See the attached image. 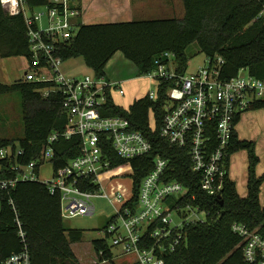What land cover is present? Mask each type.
Segmentation results:
<instances>
[{"label": "built area", "instance_id": "obj_1", "mask_svg": "<svg viewBox=\"0 0 264 264\" xmlns=\"http://www.w3.org/2000/svg\"><path fill=\"white\" fill-rule=\"evenodd\" d=\"M48 1L51 6L32 10L24 0H0V5L9 15H23L30 54L21 79L42 83L38 89L42 97L59 95L66 122L61 131L47 136L38 161L17 163L14 159L20 150L0 147V192L17 180L42 181L51 193L59 192L63 218L91 215L93 199H106L113 211L100 230V239L111 256L126 254L133 256L136 264H164L163 255L184 241L185 226L205 221L206 213L191 204L185 186L167 179L168 160L161 156L153 158L151 169L134 187V171L128 160L148 154L151 144L126 117L107 114L111 91L123 95L121 81L93 73L81 77L64 74L56 50L59 43L75 34L80 8L77 0ZM223 62L220 56H204L202 64L189 72L187 63L182 66L172 52L164 51L153 58L151 69L141 74L155 83V90L146 93L151 101L157 99L163 84L159 136L186 152L199 188L209 196H218L223 187L236 117L252 104L264 102V78L249 74L246 68L225 78ZM71 136L79 137L78 154L52 169L48 179H42L40 174L53 155L54 142ZM114 158L124 162L114 165ZM6 171L13 177L5 176ZM9 204L21 247L1 264H30L25 231L12 200ZM231 230L241 238L243 260L264 264V236L237 222L231 224Z\"/></svg>", "mask_w": 264, "mask_h": 264}, {"label": "trees", "instance_id": "obj_2", "mask_svg": "<svg viewBox=\"0 0 264 264\" xmlns=\"http://www.w3.org/2000/svg\"><path fill=\"white\" fill-rule=\"evenodd\" d=\"M24 3L30 10L52 5L48 0H24ZM181 3V17L78 22L75 34L59 43L56 53L62 61L80 57L91 73L103 76L105 64L119 51L136 65L138 75H141L151 69L153 58L164 51L172 52L183 66L190 59L187 47L195 43L204 56L223 59L225 78L233 76L239 68L264 78V0H181ZM26 32L23 15H9L0 5V58L23 56L28 60ZM40 87H43L42 83L21 78L10 84L0 82V94L19 93L22 136L17 139V147L13 139L0 138V147L20 150L21 154L14 159L20 164L38 161L47 136L52 131H61L66 122L59 95L42 97L38 91ZM163 98L162 84L155 101L145 95L122 108L108 97L106 107L107 114L126 117L132 128L143 133L151 144L148 154L128 160L134 171V187L151 169L153 158L161 156L168 160L167 179L185 186L191 204L198 205L206 213L205 221L185 226L184 241L163 255L164 264H248L242 257L241 238L231 230V224L241 223L264 236V206L259 202L264 172H255L258 162L255 142L237 137L234 130L227 147L228 156L241 150L246 152L245 196L237 193L227 174L219 195L209 196L199 188V178L190 170L186 152L159 136ZM263 106L264 102L259 101L247 109ZM149 113L153 128L148 123ZM238 119L236 117L234 124ZM78 151V136L59 138L53 144V155L46 162L52 169H57ZM228 161L227 158L226 170ZM122 162L114 158V165ZM1 163L5 165L6 161L1 160ZM5 176L13 177V173L6 171ZM9 200H12L25 231L30 264H78L70 244L80 241L83 231L64 227L59 192L51 193L46 183L39 180H17L13 187L0 192V264L21 247ZM91 244L100 264H114V261L136 264L130 255L111 256L100 238L93 239ZM99 250L101 255H98Z\"/></svg>", "mask_w": 264, "mask_h": 264}, {"label": "rangeland", "instance_id": "obj_3", "mask_svg": "<svg viewBox=\"0 0 264 264\" xmlns=\"http://www.w3.org/2000/svg\"><path fill=\"white\" fill-rule=\"evenodd\" d=\"M101 17H92L91 22H108L106 20H113L111 15L104 11L101 13ZM166 14L168 16L181 17L183 15V6L181 0H171V10L167 9ZM97 15V14H96ZM161 17L158 15L149 14H137L133 15L129 19H139V18H157ZM186 53L190 56L187 62V70L194 71L197 66L202 64L204 59V54L201 53L195 43L190 44ZM21 61V59L14 60ZM68 61L77 63L78 71L73 70L71 72L66 71L64 74L68 77L72 76H82L84 74H91V71L83 64L82 60L79 58L64 60L62 63V68L68 63ZM109 63V68L119 74L120 76L133 77L129 82L121 84L123 89V95H119L115 91H111L110 95L114 103H118L122 108H127L129 101L128 91L132 87L136 98H140L146 95L148 90H155V83L150 81L147 77L138 75L139 71L135 64L124 58L121 52L117 51L111 58L107 61ZM14 76L16 78L19 75V79L22 77L24 70H16ZM17 74V75H16ZM125 75V76H124ZM113 79L112 76H108ZM129 83V84H128ZM10 84V83H9ZM129 85V88L125 85ZM148 123L151 128L154 127L153 119L149 113ZM238 135L249 136L256 141L255 150L259 154L264 153V106L260 108H250L245 110L239 119L236 126ZM22 136V121L20 114V98L17 91H11L7 93L0 94V138H11L13 139L14 146L17 147V139ZM239 153L237 159L238 163H242V158L244 153L239 151L231 157V162ZM43 166L40 177L42 179H48L51 176V165L46 162ZM239 191H243L239 185L237 186ZM264 190V189H263ZM93 204L95 207L94 213L91 215H76L70 218H63V225L65 228H76L83 231V235L80 241L70 244L71 250L73 251L78 264H100L97 260V255L92 247V240L100 238L102 232L100 231L106 224L107 217L112 213V206L108 203L106 199L95 198L93 199ZM204 218V214L200 215ZM111 264V263H107ZM114 264L118 262L114 261Z\"/></svg>", "mask_w": 264, "mask_h": 264}, {"label": "crops", "instance_id": "obj_4", "mask_svg": "<svg viewBox=\"0 0 264 264\" xmlns=\"http://www.w3.org/2000/svg\"><path fill=\"white\" fill-rule=\"evenodd\" d=\"M78 5L80 8V16L78 20L81 23H94V22H91V19H93L92 17L103 16L101 13H103L104 11L109 13V15H111V18H113V20H106V21H119V20H127L129 18H132L133 15H137V14L140 15L142 13L166 17L169 15V14H166L167 9H169V11L171 10V0H78ZM16 58L21 59V61L15 62L14 60H16ZM77 58L81 59L80 57H77ZM71 59H76V58H71ZM71 59H68V60H71ZM26 66H27V60L23 56L0 58V82L9 84L19 79V75L17 74L15 78L14 76V73H16L15 71L16 70L23 71L26 69ZM65 70L71 72L70 74H73V70L78 71L77 63L68 61V63L62 68V71L64 73L66 72ZM120 75L121 74L118 75L117 72L109 68L108 62L105 64L104 75H103L105 79L109 81H121L123 83L127 81L129 82L131 79H133V77L124 78L123 76H120ZM108 76H112L113 79ZM125 85L129 88V85L127 84ZM127 96L129 98H127L126 100L129 101V103H131L134 99H136L132 87L129 89ZM115 104L119 105L118 103H115ZM239 119L237 123L235 124V128H234L237 137L242 138V139L252 140L255 142V145H256V141L252 139L251 137L238 135L236 126L239 122ZM241 152L244 153V157L242 158V163L241 162L238 163L237 161L238 157L240 156L239 153L236 155V157L233 159L232 162H231V157L235 153H232L230 155L229 161H228L227 174H228V178L234 182L237 193L240 196H245L246 194L245 185H246V177H247V171H246L247 160H246V152L244 150H241ZM255 153L258 157V162L255 166V172L256 174H261L264 172V153L259 154L256 150H255ZM238 185L244 190L239 191L237 189ZM263 189H264V180L262 184L260 185V192H259V202L262 206H264V190Z\"/></svg>", "mask_w": 264, "mask_h": 264}]
</instances>
